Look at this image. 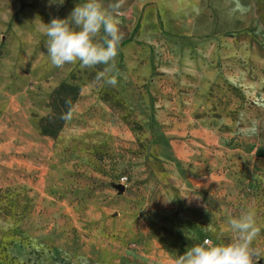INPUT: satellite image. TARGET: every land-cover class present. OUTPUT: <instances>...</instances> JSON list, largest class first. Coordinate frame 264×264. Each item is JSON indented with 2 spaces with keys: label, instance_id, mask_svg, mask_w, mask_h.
I'll list each match as a JSON object with an SVG mask.
<instances>
[{
  "label": "rangeland",
  "instance_id": "obj_1",
  "mask_svg": "<svg viewBox=\"0 0 264 264\" xmlns=\"http://www.w3.org/2000/svg\"><path fill=\"white\" fill-rule=\"evenodd\" d=\"M82 2L0 0V264H175L249 209L264 256V0H102L115 61L55 68Z\"/></svg>",
  "mask_w": 264,
  "mask_h": 264
},
{
  "label": "clouds",
  "instance_id": "obj_2",
  "mask_svg": "<svg viewBox=\"0 0 264 264\" xmlns=\"http://www.w3.org/2000/svg\"><path fill=\"white\" fill-rule=\"evenodd\" d=\"M63 3L64 0H49V6ZM114 12L115 7L106 8L102 0H83L67 18L53 17L49 23L41 22L40 31L47 38L45 47L51 65L60 69L76 64L81 69L112 65L122 40L120 21ZM108 72L106 68L98 73V78L115 86L117 81ZM227 225L235 236L232 241L209 243L205 240L193 244L175 258V264H257L264 258L253 247L261 232L253 210L229 217Z\"/></svg>",
  "mask_w": 264,
  "mask_h": 264
},
{
  "label": "trees",
  "instance_id": "obj_3",
  "mask_svg": "<svg viewBox=\"0 0 264 264\" xmlns=\"http://www.w3.org/2000/svg\"><path fill=\"white\" fill-rule=\"evenodd\" d=\"M64 87H67V88H70V89L73 88L70 85L61 84L56 89V93L59 94L60 90L62 88H64ZM75 94L76 93H74V97H75ZM74 97L70 98V100H72ZM60 100L63 101V104H65V103L68 104L67 100H63L61 98H60ZM55 110H58V106L55 108ZM55 110L53 108V111L46 118L43 119V123H41V125H40V132L42 134H48V135L54 136L56 134L57 130L60 129V126H61L62 121L64 119V118H61V117L64 116V115H62L61 113H58V112L56 113ZM55 123H56V125H55Z\"/></svg>",
  "mask_w": 264,
  "mask_h": 264
},
{
  "label": "water",
  "instance_id": "obj_4",
  "mask_svg": "<svg viewBox=\"0 0 264 264\" xmlns=\"http://www.w3.org/2000/svg\"><path fill=\"white\" fill-rule=\"evenodd\" d=\"M117 187L119 188V190H123L124 189V185L123 184H117Z\"/></svg>",
  "mask_w": 264,
  "mask_h": 264
}]
</instances>
